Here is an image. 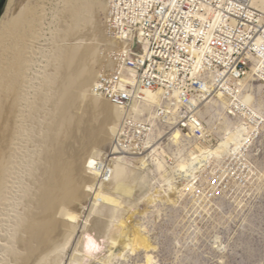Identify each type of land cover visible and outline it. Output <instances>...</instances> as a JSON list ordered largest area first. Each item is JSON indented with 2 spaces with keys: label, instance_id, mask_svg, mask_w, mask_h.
<instances>
[{
  "label": "bare ground",
  "instance_id": "obj_1",
  "mask_svg": "<svg viewBox=\"0 0 264 264\" xmlns=\"http://www.w3.org/2000/svg\"><path fill=\"white\" fill-rule=\"evenodd\" d=\"M106 2L105 7L95 4L91 5L92 8H88L93 9L91 12L96 8L102 10L106 13L107 19L111 4L109 0ZM71 3L78 13L90 11L87 10L88 0H72ZM116 22L112 19L113 25H116ZM52 26L49 25L51 28ZM42 28L45 29L44 26ZM67 28L66 26L64 29ZM5 31L0 33V51L2 60L4 59L1 68L8 72L6 77L0 75V88L3 89L0 92L6 94L3 96L0 93V264H95L93 260L99 261V264H116L117 261L127 259L142 251L145 252V262L141 264H158L154 256L157 247L146 234L148 228L144 224L133 223L136 213L132 211L138 207L135 201L137 190L151 189L148 195L143 193L144 197H141L140 203L150 200L149 204L152 208L158 209L161 214L162 210L159 209V205H156L158 201L153 202L152 200L159 197L157 195L161 191H165L168 196L169 194L173 196L174 199L169 198L168 203L177 205L176 202H181L180 205H183L184 201L190 198L196 208L199 206L195 197L199 189V181L210 163L220 162L227 156L228 162L234 158L238 163L240 162L238 159L247 160L250 157V151L256 149L261 137L263 139L261 143L264 141V125L257 124V127L251 125V118L247 116V113L242 112L238 115L230 108L231 101L225 98L224 92L216 91V96L209 102L213 104V107L208 105L204 115L202 114L207 126L211 128L207 131L209 138L205 141L195 140L196 143L191 145L189 155L183 156V151L179 149L180 144L191 139L195 133L192 131L187 133L189 136H186L177 128L180 110L177 102L174 108H169L171 118H163L158 113L156 108L162 107L165 102L163 100L164 90H158L149 92L148 102H136L131 110L133 117L134 115L143 117L141 124L150 141L146 146V151L134 153V150L126 148L121 150L115 144V140L125 113L110 102L113 107L104 103L99 105L98 95L96 96L95 93H92L93 101L85 105L88 102L86 99L91 96L92 86L99 77V67L104 70L114 65L109 55L102 65L89 70L88 77L84 81L81 80L80 84L78 83V87L72 90L62 105L59 100L61 93H64L65 89L70 87L75 80L70 78V81H66L69 79L70 66L61 69V66H64L61 65L62 61L59 59L60 61L56 62L57 67L55 65L56 70H53L51 78L53 79L51 81L58 83L60 88V91L57 88L56 92V106L53 104L55 106L53 113L56 116L53 114V118H50L45 113L49 108L47 111L44 110L50 119L45 118V123L41 121L44 123L43 126L39 125L40 121L38 125L36 124L42 127H40L42 132H38L37 126L34 125L35 120L36 122L38 120L35 118L45 116L40 117L44 113L41 114V107L37 105L34 97L39 95L43 75L40 73L37 74L38 77L34 75L37 73H34V65H32L36 63L32 58L34 56L27 57L30 63L27 61L26 63L31 66L29 65L30 67L26 69L23 78L18 77L14 69L8 70V48L14 46V50H17L18 42L21 40H18L12 33L6 34ZM61 35L67 37L66 34ZM98 35H101L99 36L101 41L106 42L110 52L116 48L132 45L133 41V37L129 42L124 41L122 36L110 39L107 28ZM70 36L72 37L71 34ZM38 49L41 50L40 45ZM56 58L53 59L56 60ZM15 63L19 65V62ZM257 66L258 63L251 66V71L246 78L248 84L234 81L230 77H228L227 84L228 89L238 84L245 89L251 86L252 92L242 96L241 102L260 117L257 110L264 108V95L258 99L257 93L264 92V83L260 82L264 76L256 75ZM257 81L260 83H251ZM16 85L19 87L18 92L14 90ZM49 87V90L53 91V87L51 85ZM254 89L258 90L255 94ZM46 90L45 88L44 93L47 95L49 91L46 93ZM45 97H43L44 101ZM82 100L86 101H84L85 106L79 103ZM251 104H255L256 107L253 108ZM100 108L101 114L105 116L104 121L102 118L101 121L97 115L100 111L97 113L96 110ZM230 110L232 114H235V122L228 121ZM220 117L228 127L226 131L221 130L222 136L218 138L215 146H211L210 138L214 137L215 131H219L212 127ZM245 129L247 130L246 137L243 135ZM167 139L170 141L168 144L165 142ZM174 160L177 161L176 165H171L170 163ZM151 177H154L161 186L156 188L152 185ZM79 227L83 230V235L78 241V246H74ZM105 247H107L105 256L99 255L98 253Z\"/></svg>",
  "mask_w": 264,
  "mask_h": 264
},
{
  "label": "built area",
  "instance_id": "obj_2",
  "mask_svg": "<svg viewBox=\"0 0 264 264\" xmlns=\"http://www.w3.org/2000/svg\"><path fill=\"white\" fill-rule=\"evenodd\" d=\"M109 2L108 37L122 36L127 42L133 37V41L132 45L112 52L106 46L104 56L109 55L114 65L100 72L93 92L125 113L115 140L121 150L146 151L150 141L141 124L143 117H133L131 110L136 102H148V93L152 91L164 90L165 102L156 108L163 118H171L169 108L177 102V128L185 134L195 133L180 144L185 156L195 140L209 138L207 131L211 128L202 116L208 105L213 107L209 102L216 91L224 92L231 101L230 108L238 115L247 113L251 125H264V108L257 110L258 117L241 102L242 96L252 92L251 86L245 89L238 84L228 89L227 84L228 77L248 84L246 78L256 63V75L264 76V0ZM112 19L120 21L113 25ZM260 82L264 83V79ZM257 91L254 89L253 93ZM232 110L229 113L235 119ZM227 127L220 117L212 129L226 131ZM243 135L247 136L246 129ZM216 139L208 141L215 145ZM224 176L225 180L229 178ZM214 177L210 183L215 181ZM199 182L200 194L214 190L203 179Z\"/></svg>",
  "mask_w": 264,
  "mask_h": 264
},
{
  "label": "rangeland",
  "instance_id": "obj_3",
  "mask_svg": "<svg viewBox=\"0 0 264 264\" xmlns=\"http://www.w3.org/2000/svg\"><path fill=\"white\" fill-rule=\"evenodd\" d=\"M71 2L72 0H5L4 7L0 11V26H3L2 28L0 27V33H4V31L6 30V34L8 32L12 33L13 35H15V37L18 38V40H21L18 42L19 49L17 48V50H19V53H17L16 49L14 50V46H10L8 48L9 50L7 52V57L9 58L7 61V68L9 67L8 70L14 69L13 71L15 72V74L18 77L23 78L25 76L26 69L31 66V64H28L30 63V60H28V58L34 56L32 58H34L33 60L36 63H33L32 65H34V73L37 72L34 75H36L37 77L39 76L37 75L39 73L43 75L42 81L40 82L41 88L39 90V95L37 97L35 96L36 99L34 97V100L36 103H38L37 105L41 107V114L47 111V109L49 108V110L45 113L48 114L50 118H53L52 116L55 115L53 113V111L55 112L56 106L55 97L57 95V88H59L57 85L58 83L51 81L53 80L51 79L53 70L55 71L57 67L56 62H59L60 60L62 61L61 65L64 66H61V69L70 66V70L68 72L69 79H65L66 81H70V78L75 80V82L70 87L65 89L64 93H61V96L63 97L60 96L59 100L61 101L60 104L62 105L70 95L72 90H75L78 87V83L80 84L81 80L84 81V79L88 77L90 73L89 70H91L95 66L99 67L100 65H102L107 57V55L104 56L103 52V50L107 48V44L106 42L101 41L99 39L101 35H98L102 32V30H105L107 28L105 23L106 13H103L102 10L97 8L93 12H91L93 9H90L92 8L91 5L93 6L95 4L101 7H105V5L107 4L106 0H88L87 10L90 11L86 13H78L76 8H73ZM91 2L93 4H91ZM1 3L2 0H0V5ZM45 6H48L49 8ZM23 8H25V10ZM41 9L43 10L41 11ZM52 11L54 12L52 13ZM48 12L49 14H47ZM41 13L44 15H42ZM68 13L70 14V17L68 16ZM20 16L22 17L21 21ZM37 17H39V20L37 19ZM29 18H31V20ZM42 19H45L44 22ZM75 21L77 23H75ZM49 25L54 26H52L51 28L49 27ZM65 25L68 27L66 30L64 29L66 27ZM43 26L45 28L44 30L42 28ZM70 28H72L73 31ZM47 30L49 32H47ZM50 30L52 32H50ZM68 31L71 32L70 34L72 35V37L70 36ZM30 33L32 36L30 35ZM60 33L66 34L67 37L65 35H61ZM33 35L35 37H33ZM57 37L59 38L56 39ZM62 37H64V39ZM39 45L41 50L38 49V51L37 48H39ZM60 45L62 47H60ZM64 45L66 46L64 47ZM85 45L87 46V48ZM11 49L13 52L11 51ZM62 51H64V53L66 52L65 55L64 53H62ZM10 52L12 54H10ZM58 54L62 57H60ZM1 56L2 54L0 51V75L6 77V74L8 72L5 71V69L3 70L1 68L2 64L4 63V59L2 60L3 57ZM49 58L51 59V61ZM53 58H56V60ZM99 60L101 62H99ZM26 61L28 63H26ZM15 62H19V65ZM41 63H43V65ZM51 64L52 66H50ZM1 69L3 72L1 71ZM99 69V72L103 70V68L101 69L100 67ZM72 72L77 73L73 74ZM49 78L51 82L49 81ZM94 84H96V81ZM94 84L91 89L92 97L90 96L88 99H86V101L88 102H86L85 100L80 101L79 103L81 105L82 103L83 106L89 105V103L93 101L94 96L92 95V93H94ZM50 85L53 87V91L49 90ZM45 88L47 89L45 91L46 93L49 91L47 95L44 93ZM1 90L3 89L0 88V91ZM14 90L17 92L19 91L18 85L14 87ZM58 90L60 91V88ZM44 94L46 97L44 96ZM2 95L6 96L4 92L2 93ZM263 95L264 92L259 93L257 96L258 99ZM42 96L45 97V101ZM97 99L99 105L104 103L110 107H113L109 102L103 100L98 96ZM84 101L86 102L85 105ZM16 107L17 106H15V108ZM100 110L101 108L97 109V113ZM45 113L43 115H40V117H45L35 118L38 120L37 122L35 120V127L41 121H44L45 123L47 118L48 120L50 119ZM101 113L102 112L100 111V113L97 114L98 117L100 118V120L101 118L102 120L103 118L105 120V116ZM228 121L235 122L234 118H231V115H228ZM44 123L41 122L39 125L43 126ZM41 126L36 127V129H38V132H42V130H40ZM222 131H215L214 137L210 138V140L217 138L215 145L217 144L218 138L222 136ZM216 134H218L219 137ZM184 135L189 136V134L187 135L185 133ZM262 140L263 139L261 137L260 141L258 142V146L256 147V149H254V151H250V157H248L247 160L242 161L241 159H238L240 161L238 163V161L234 158L233 160L228 162L227 156L226 158L220 160V162L216 161L210 163L207 166L206 172L201 179H203L206 183H209L210 189L213 185L214 190L211 191V193L210 191L204 190V192L201 194L197 191L195 197L196 200H198L199 206L196 208L194 207L193 202L190 200V198H187L184 201L183 205H180L181 202H176V204L178 203L177 205L168 203L169 198L174 199L173 196L170 194L168 196L167 194H165V191H161V193L157 195L161 198L157 197V199L156 197H152L156 199H152L153 202L158 201L156 205H159V209L162 210L161 214L160 212H158V209L152 208V206L149 204L150 200L140 203L141 197H144V194L148 195L151 189L147 190L148 193L145 190H137L135 201L136 203H138V207L137 209L132 211L133 213H136L134 214L136 215V217H134L135 220L133 219V223L136 224L138 222L139 224H144L148 228H146V232L148 231V233L146 234H148V236L151 238V241L157 247V251L155 252L154 256L157 258L156 260L158 264H264V141L263 143H261ZM165 142L167 144L170 143L169 139H167ZM215 145L211 144V146ZM176 162L177 161L174 160L170 164L176 165ZM243 163H245L246 166L242 165ZM219 175L222 176L220 177ZM224 175H227L229 178L225 180L226 176ZM212 177H214L215 181L213 183H210ZM150 180L152 182L151 184L156 188L161 186V184L157 183L158 181L155 180L154 177H151ZM99 184L100 181L98 182V185ZM166 189L168 190V187ZM154 193L156 192L154 191ZM161 194L162 196H160ZM162 198L164 200H161ZM77 233L78 237H76V240L73 244L74 246H78V241L83 235V230L79 227ZM106 251L107 247L103 248L98 254L105 256ZM98 262L99 261L93 260V263L95 264H99ZM144 262L145 252L142 251L133 256H130L127 259L117 261L116 264H141Z\"/></svg>",
  "mask_w": 264,
  "mask_h": 264
},
{
  "label": "water",
  "instance_id": "obj_4",
  "mask_svg": "<svg viewBox=\"0 0 264 264\" xmlns=\"http://www.w3.org/2000/svg\"><path fill=\"white\" fill-rule=\"evenodd\" d=\"M5 3V2H4ZM4 3L0 5V11L3 9L4 7Z\"/></svg>",
  "mask_w": 264,
  "mask_h": 264
},
{
  "label": "trees",
  "instance_id": "obj_5",
  "mask_svg": "<svg viewBox=\"0 0 264 264\" xmlns=\"http://www.w3.org/2000/svg\"><path fill=\"white\" fill-rule=\"evenodd\" d=\"M5 2V0H2V3L1 4H3Z\"/></svg>",
  "mask_w": 264,
  "mask_h": 264
}]
</instances>
